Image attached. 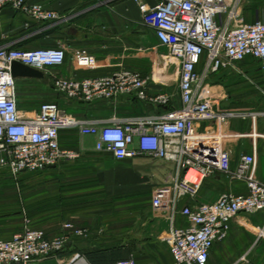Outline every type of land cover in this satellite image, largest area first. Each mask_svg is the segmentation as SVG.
Here are the masks:
<instances>
[{
	"label": "built area",
	"instance_id": "obj_1",
	"mask_svg": "<svg viewBox=\"0 0 264 264\" xmlns=\"http://www.w3.org/2000/svg\"><path fill=\"white\" fill-rule=\"evenodd\" d=\"M131 1L141 15V25L154 32L166 55L177 62L180 105L155 115L111 118L107 124L73 116L56 101L41 103L31 113L21 111L11 64L18 62L43 73L64 63L65 49L61 45L27 49L16 47L18 41L9 42L0 46V173L18 188L21 175L46 173L79 161L84 150L80 145H63L60 135L66 132L93 137V151L116 161L149 157L173 164L174 176L153 189L150 207L178 213L186 221L163 238L170 264H207L211 248L227 237L234 218L264 212V181L253 172L255 157L242 154L232 167L230 153L222 145V127L249 114L214 110L208 85L209 76L221 69L240 73L237 64L246 58L264 63V22L245 21V0ZM6 7L26 18L25 28L31 22L54 27L71 18L28 0H0V14ZM74 64L78 71L99 68L95 57L83 50L75 54ZM150 81L151 76L120 68L80 79L54 77L52 88L67 100L87 104L134 95L143 102L168 106V95L148 94ZM202 123L214 127L201 129ZM216 174L243 182L247 192H222L211 203L178 208L182 198L194 201L204 180ZM255 234L257 240H264V223ZM88 236V228L68 221L62 222L60 234L48 236L25 218L20 232L0 239V264H33L50 258L58 264H89L80 254L65 263L58 255L70 238ZM116 264H134V258Z\"/></svg>",
	"mask_w": 264,
	"mask_h": 264
},
{
	"label": "crops",
	"instance_id": "obj_2",
	"mask_svg": "<svg viewBox=\"0 0 264 264\" xmlns=\"http://www.w3.org/2000/svg\"><path fill=\"white\" fill-rule=\"evenodd\" d=\"M147 1L153 3V0ZM28 2L41 4L71 18L54 27L48 23L31 22L25 28L27 20L24 16L8 7L1 11L0 46L18 41L15 46L19 48L61 45L65 49L64 63L43 71V78L18 79V108L21 111L33 112L39 106L34 97H43L46 102L56 101L63 111L73 116L107 124L111 118L155 115L180 105L177 62L166 55V48L158 44L154 32L141 25V15L131 0ZM243 15L246 22L261 21L264 17V0H245ZM36 31L39 33H34ZM82 50L95 57L99 68L92 71L76 69L74 56ZM237 67L240 73L221 69L209 76L213 109L249 114L245 119H231L222 127L225 134L222 145L230 153L232 167L242 154H252L255 157L253 172L264 181V63L246 58ZM120 68L151 76L148 94L168 95V106L143 102L134 95L87 104L67 100L52 88L54 77L80 79L109 74ZM198 126L203 129L207 124ZM61 139L68 142L75 140V146L80 145L84 150L79 161L65 166L61 174H51L59 178L57 183L63 186L62 192L80 198L77 203L73 202L69 218L78 219L82 216L89 220L100 216L102 225L107 227L112 216L124 215L122 219L128 223L126 228L117 233L106 231L102 226L100 235H93L90 230V236L86 239L70 238L65 245V253L60 256L62 262L65 263L74 254L85 257L84 254L94 251L92 240L98 236L103 248L114 244L127 248L130 257L134 258V264H170L171 256L163 238L171 228L185 226L186 221L178 213L151 209L150 196L155 187L171 181L174 165L149 157L116 161L108 154L93 151V137L81 138L74 132L62 133ZM86 178L93 181L86 183L83 181ZM222 192L245 194L247 190L243 182H230L222 174H216L204 180L194 201L182 198L178 208L193 202L211 203ZM81 194L88 195L79 196ZM137 194H142V201H135ZM62 222L55 220L44 224L42 229L48 236L60 234ZM263 223L264 212L234 218L227 237L211 248L207 264L263 262L264 240H257L255 234V229ZM49 260L58 264L54 258Z\"/></svg>",
	"mask_w": 264,
	"mask_h": 264
},
{
	"label": "trees",
	"instance_id": "obj_3",
	"mask_svg": "<svg viewBox=\"0 0 264 264\" xmlns=\"http://www.w3.org/2000/svg\"><path fill=\"white\" fill-rule=\"evenodd\" d=\"M61 143L75 147V140L67 144L61 139ZM42 174L45 173H32L19 179V190H17L7 174L0 173V239H8L20 232L25 218L30 221L32 228L38 229L55 220L69 219L73 202L77 203L80 198H77V195L70 196L66 191L62 192L63 186L57 183L59 180L57 177L50 175L47 179L38 180ZM84 195L88 194L79 196ZM99 240L98 236H94L92 240L94 251L84 254L89 264H116L130 257L127 248L116 244L103 248ZM64 248L59 256L65 253Z\"/></svg>",
	"mask_w": 264,
	"mask_h": 264
},
{
	"label": "rangeland",
	"instance_id": "obj_4",
	"mask_svg": "<svg viewBox=\"0 0 264 264\" xmlns=\"http://www.w3.org/2000/svg\"><path fill=\"white\" fill-rule=\"evenodd\" d=\"M261 21H263L264 22V17H262L261 18ZM20 88V86L18 85L17 86V89H19ZM35 98V102H37V104H41V103H45L46 102V100H45V98H43V97H34ZM58 102L60 103V101L58 100ZM64 142L65 143H67V144H69L68 143V141H65L64 140ZM68 164H66V165H63V166H61V167H59V168H56V169H53L52 171H50V174L47 172V173H45V174H42V176H45V177H42V176H40L39 177V179L38 180H42L43 178H48V177H50V175L51 174H61V172H62V170L64 169V167L65 166H67ZM73 165V164H72ZM69 168V167H68ZM67 170V169H66ZM30 174H25V175H21L20 177H19V179H22V178H25V177H27V176H29ZM66 179H70V178H67L66 177ZM72 179H74V178H72ZM264 179V178H263ZM83 181H86V183L88 182V183H90V182H92L93 180L92 179H84ZM16 189L17 190H19V184H18V188L16 187ZM98 197V196H97ZM142 194H137V199L135 200L136 202H140V201H142ZM91 203V202H90ZM89 204V203H88ZM92 206V205H91ZM117 217H119L118 215H114V217L112 216L111 217V221H110V223L109 224H107V227L105 226V225H102V219L100 218V216L99 217H92L91 219H87L86 217L84 218V217H82V216H79V218L78 219H75V218H69L68 220H66V221H68V222H71V223H73L74 225H77V226H81V227H86V228H88L89 230H91V233L93 234V235H96V233L98 234V235H100L101 234V227L102 226H104V227H102L104 230H106V231H110V232H114V233H117L118 231H121V230H123L124 228H126V225H128V223H125L124 222V219H122L123 217H124V215H122V216H120L119 218H117ZM104 219H106V218H104ZM103 219V220H104ZM65 222V221H64ZM76 222V223H75ZM91 234V235H92ZM38 264H54V262L52 261V260H46V261H42V262H40V263H38ZM258 264H264V261L263 262H260V261H258Z\"/></svg>",
	"mask_w": 264,
	"mask_h": 264
},
{
	"label": "water",
	"instance_id": "obj_5",
	"mask_svg": "<svg viewBox=\"0 0 264 264\" xmlns=\"http://www.w3.org/2000/svg\"><path fill=\"white\" fill-rule=\"evenodd\" d=\"M11 75L16 79H41L43 78V73L39 70L33 69L31 67L22 65L18 62H13L11 64Z\"/></svg>",
	"mask_w": 264,
	"mask_h": 264
}]
</instances>
